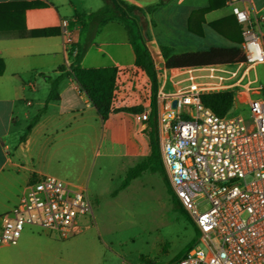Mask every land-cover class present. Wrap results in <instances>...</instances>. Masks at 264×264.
<instances>
[{
    "label": "crops",
    "instance_id": "crops-1",
    "mask_svg": "<svg viewBox=\"0 0 264 264\" xmlns=\"http://www.w3.org/2000/svg\"><path fill=\"white\" fill-rule=\"evenodd\" d=\"M124 1L142 8L157 5L143 19L149 46L157 53L161 46H170L182 53L240 46L243 41L242 26L231 13L227 0L205 13L200 11L210 6L209 0ZM220 2L222 0H217ZM3 4L9 6L0 9V16L11 20L8 25L14 29L25 26L27 33H0V216L14 209L33 179L63 171L72 154H79L77 138L84 142L81 146L84 166L88 162L89 146L96 155L104 145L110 144L113 152L119 151L124 158L147 157L150 143L145 133V119L151 103L150 80L135 65L134 49L125 26L118 21L109 22L100 29L80 63L86 69H118L108 119L102 120L79 83L74 77H68L60 85L59 99L47 104L46 111L23 141L29 123L46 106L50 90L46 78L60 75L62 66L70 68L68 64H73L78 46L85 42L82 23L103 6L97 0H0V5ZM242 4L252 21L259 20L264 40V0H247ZM93 5L98 9H93ZM216 21L222 22L219 26L224 35L210 27L209 24ZM50 28L57 29L58 34H29ZM190 28L194 32L202 31L203 36ZM64 31L72 38L68 51ZM205 67L165 69L168 87L173 86L170 79L182 80L194 71L200 74ZM138 105L146 108L144 113L117 111ZM30 108L34 109L33 114ZM23 121H28L25 129H17Z\"/></svg>",
    "mask_w": 264,
    "mask_h": 264
},
{
    "label": "built area",
    "instance_id": "built-area-1",
    "mask_svg": "<svg viewBox=\"0 0 264 264\" xmlns=\"http://www.w3.org/2000/svg\"><path fill=\"white\" fill-rule=\"evenodd\" d=\"M247 0H227L242 26L245 60L202 68L171 81L166 70L157 92V121L170 184L199 230V244L173 264H264V40ZM66 51L71 34L64 31ZM70 48V49H69ZM70 67V64H68ZM253 73V77H252ZM177 77V76H176ZM231 92L225 115L207 107L206 94ZM247 107L250 119L234 114ZM93 216L86 186L42 174L33 179L13 210L0 216V245H17L27 227L67 239Z\"/></svg>",
    "mask_w": 264,
    "mask_h": 264
},
{
    "label": "rangeland",
    "instance_id": "rangeland-1",
    "mask_svg": "<svg viewBox=\"0 0 264 264\" xmlns=\"http://www.w3.org/2000/svg\"><path fill=\"white\" fill-rule=\"evenodd\" d=\"M258 74L264 85V65ZM29 110L34 113L33 108ZM232 112L250 119L249 109L241 104ZM27 123L23 121L17 129H25ZM75 141L80 156L73 153L63 171L50 174L85 185L93 216L83 217L80 231L67 239L51 230L27 227L17 245H0V264H173L199 244L195 223L184 207L186 213L177 209L168 192L166 171L147 170L120 190L127 172L143 159L124 158L110 144L96 155L89 146L84 166V142L82 138Z\"/></svg>",
    "mask_w": 264,
    "mask_h": 264
},
{
    "label": "trees",
    "instance_id": "trees-1",
    "mask_svg": "<svg viewBox=\"0 0 264 264\" xmlns=\"http://www.w3.org/2000/svg\"><path fill=\"white\" fill-rule=\"evenodd\" d=\"M104 6L89 14L88 20L82 23V27L86 33L85 42L78 46L77 52L73 56V64L67 70L65 66L59 68L60 75L57 77H47L50 85L49 94L46 99V106L39 110L34 118L29 123L22 140L31 131L33 126L40 119L41 115L46 111L47 104L51 101L59 99V89L62 81L68 77H74L79 83L81 89L88 95L92 104L97 109L103 121H106L112 112L111 103L115 90V81L118 73L117 68H97L86 69L80 66V63L86 55L89 48L94 44L95 38L100 32V29L109 22L118 21L122 23L129 36L130 43L135 53V65L148 76L151 84L150 95V111L147 119H145V133L149 137L150 153L135 167L131 168L124 181L120 186V190L127 188L130 182L141 176L145 171L156 172L163 170V163L160 140L158 133L157 121V92L162 81L163 72L165 69H183L191 67H204L212 65H230L236 64L245 60V54L240 46L233 47H212L206 51L182 52L177 53L173 47L161 46L160 53L155 52L149 46V36L147 34L146 22L143 20L146 14H151L157 5L147 6L142 8L135 4H129L124 0H103ZM210 6L201 10V13L208 12L217 8L222 2L217 3V0H209ZM226 1V0H225ZM9 4L0 5V9H5ZM139 18V19H138ZM11 20L5 19V16H0V33L18 31L20 34H26L25 26L14 29L9 26ZM224 21V20H221ZM222 22H211L209 25L218 33L224 35L219 28ZM191 29V28H190ZM191 31H193L191 29ZM194 32V31H193ZM203 36V32H194ZM33 36H52L58 34L55 28L41 29L30 31ZM240 43V42H239ZM4 68V65H3ZM204 104L219 115H225L234 105V95L231 92H221L214 94H206L202 97ZM146 108L143 105L124 107L117 111H124L133 114H142ZM167 179V178H166ZM167 181L168 192L171 194L174 204L177 209L186 213L178 199L174 189ZM179 260V259H177Z\"/></svg>",
    "mask_w": 264,
    "mask_h": 264
}]
</instances>
